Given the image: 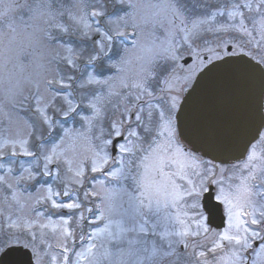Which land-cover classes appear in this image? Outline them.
Wrapping results in <instances>:
<instances>
[{
	"label": "snow or ice",
	"instance_id": "1",
	"mask_svg": "<svg viewBox=\"0 0 264 264\" xmlns=\"http://www.w3.org/2000/svg\"><path fill=\"white\" fill-rule=\"evenodd\" d=\"M114 2L124 15L108 14L101 0H0L5 102L15 109L31 100L32 113L0 135V189L20 213L0 224V264H264V154L249 143L243 163L226 168L180 139L197 119V77L218 61L235 64L241 78L259 71L264 99V56L250 66L235 59L264 45V0H209L202 13L185 0L149 4L156 11L145 22L166 28L169 38L146 49L138 5ZM125 42L147 53L133 75ZM37 49L55 51L48 61L55 68L35 82L25 77L34 89L25 94L14 70ZM61 118L80 128H65ZM201 131L214 146L242 129ZM77 144L87 147L78 152ZM21 156L32 158L29 166L13 167ZM39 176L52 177L57 189L27 192ZM65 209L70 216L53 219ZM217 213L226 220L222 231L210 227ZM81 222L92 230L81 231V250L72 251ZM50 234L60 239L59 258L49 251Z\"/></svg>",
	"mask_w": 264,
	"mask_h": 264
},
{
	"label": "water",
	"instance_id": "2",
	"mask_svg": "<svg viewBox=\"0 0 264 264\" xmlns=\"http://www.w3.org/2000/svg\"><path fill=\"white\" fill-rule=\"evenodd\" d=\"M241 64L250 66L255 63L248 55L236 57ZM219 67L199 82L197 92L193 94L192 105L197 112L195 121H188L184 126V141L207 157L215 161L239 159L246 153L264 125L262 88L259 71L249 73L241 78L233 69L232 63L217 62ZM239 125L242 129L239 136L225 141L219 138L214 146H210L202 134V128L208 126L230 127ZM187 137V138H186ZM207 212V210L205 209ZM211 225L221 228L225 219L221 213L212 218ZM21 251H24L23 249ZM14 261L26 258L16 256Z\"/></svg>",
	"mask_w": 264,
	"mask_h": 264
},
{
	"label": "rangeland",
	"instance_id": "3",
	"mask_svg": "<svg viewBox=\"0 0 264 264\" xmlns=\"http://www.w3.org/2000/svg\"><path fill=\"white\" fill-rule=\"evenodd\" d=\"M65 2L68 3L70 2V0H65ZM91 2L94 3L95 0H91ZM133 2L138 5L137 9L135 10L134 15H135V22L140 25V29H139L140 37L138 39L140 40L143 48L146 49L148 47H152L153 45L159 46L163 44L169 38L167 35L166 28L161 27L159 24L145 22V20L150 19L152 17V14L156 11L155 9L147 7V5L160 3L161 0H133ZM185 2L189 10L192 11L193 13H202L206 10V6L208 5L209 0H185ZM101 3L105 5L108 14L124 15V12H125L124 7L119 4H116L114 0H101ZM126 19H128V17H126ZM132 22L133 21L129 19V23L131 24ZM130 29L131 28H129L128 31ZM131 31L132 30H130L129 32ZM176 39L177 41H179L178 36L176 37ZM126 45H128L127 42H125V45L121 47H124L127 49L128 58L131 60V63L128 65L129 75H133L135 74V72L139 70V66L141 63V61H139L137 57L146 56L147 53L141 50L140 48H134L132 45L130 46H126ZM115 47L116 45H114V48ZM243 50L246 52H249L250 54H253L254 56H257L260 59L262 56H264V45H261V48L257 49L255 45L253 44V45H249L248 47H245ZM28 51L32 52L33 50L29 49ZM40 53H41V50L37 49L35 51L34 58H29L27 56L21 55L19 63L22 64V67H17L14 70L15 73H18V78L21 80V83L25 88V94H28L29 89H32V85L29 84L27 80H25V77L35 82V81L40 80L43 76L47 75L49 69L55 68V63L49 64L48 62L51 59V56L55 55V51H52L51 49L44 50L42 56ZM186 55L188 56L187 53H185V57ZM192 63H193V60L191 63H188V64H183L181 61V64H183L184 67H189L192 65ZM11 67L12 65H9V68ZM61 67H63V65H61ZM177 75H182L179 69H177ZM5 78H6V73L2 69H0V107H2L4 112L8 114V117H11V122H10L8 117L0 113V135H8L9 133H14L17 129V125H22L24 120L30 119L32 115L31 100L27 104H25L22 108L16 107L15 109H13L10 105H8L5 102V88L7 87V85L4 82ZM32 90L34 91V89ZM60 122L64 124L65 128H69V129H72V128L79 129L80 128L79 121H72L71 119H69L68 121H65L63 118H61ZM57 131L58 129L53 131L52 133L53 138L56 136ZM255 146H256L258 154H264V130H263V135L261 139L258 142H256ZM86 147H87L86 145L82 146L80 144H77L76 146L78 152H82L83 149ZM31 159H32L31 157L21 156L16 160V163L13 165V167L19 168L21 162H23L24 165L27 167L29 166L28 162ZM242 163L243 161L236 165H240ZM216 165H219L221 167H226V168H230L232 166V165L223 166L220 164H216ZM125 183H128V182H125ZM47 184H51L54 190H56L58 187L57 182L53 181L52 177L39 176L38 183L29 185L27 188V192L35 194L36 189L40 185H47ZM8 196H9V193L6 190L0 189V213L3 214L2 216H0V224L6 223V217L8 215H12L13 213L17 215L20 214L19 212H17L14 206L9 207V201L5 199ZM65 200H67V198ZM96 203H99V201H96ZM65 210H63L57 216H53V219L54 220L58 219L59 215H64L65 218L70 216L71 213L68 210H67L68 211L67 213H64ZM87 215L88 214L85 213V216ZM13 218H15V216H13ZM73 219L75 218L73 217ZM81 224H82V229L75 228V235L77 237L76 239L77 242L74 244L72 251L81 250L82 243L79 244V242L81 241L79 239V235L81 234V231L83 230V228L86 226L90 230H92V226L87 224L86 222H81ZM213 230L222 231L223 229H220V230L213 229ZM48 240L53 245V247L49 249V251L52 253V255H55L59 258L61 252L55 248L54 244H60V239L55 237L54 234H50L48 236ZM69 255H71V253H69ZM56 264H59V259H57Z\"/></svg>",
	"mask_w": 264,
	"mask_h": 264
}]
</instances>
